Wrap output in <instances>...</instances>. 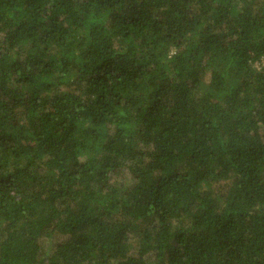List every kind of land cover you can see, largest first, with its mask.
Returning <instances> with one entry per match:
<instances>
[{"label":"trees","instance_id":"16d2710c","mask_svg":"<svg viewBox=\"0 0 264 264\" xmlns=\"http://www.w3.org/2000/svg\"><path fill=\"white\" fill-rule=\"evenodd\" d=\"M0 264H264V0H0Z\"/></svg>","mask_w":264,"mask_h":264}]
</instances>
